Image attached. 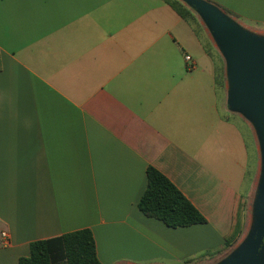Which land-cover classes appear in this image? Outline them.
<instances>
[{"label":"crops","instance_id":"crops-1","mask_svg":"<svg viewBox=\"0 0 264 264\" xmlns=\"http://www.w3.org/2000/svg\"><path fill=\"white\" fill-rule=\"evenodd\" d=\"M209 1L264 34V0ZM195 17L165 0H0V264L83 228L103 264H188L223 246L257 144ZM149 166L207 222L146 216Z\"/></svg>","mask_w":264,"mask_h":264},{"label":"water","instance_id":"water-1","mask_svg":"<svg viewBox=\"0 0 264 264\" xmlns=\"http://www.w3.org/2000/svg\"><path fill=\"white\" fill-rule=\"evenodd\" d=\"M208 27L226 63L227 106L254 126L261 174L247 237L218 264H264V34L252 31L209 0H182Z\"/></svg>","mask_w":264,"mask_h":264},{"label":"trees","instance_id":"trees-1","mask_svg":"<svg viewBox=\"0 0 264 264\" xmlns=\"http://www.w3.org/2000/svg\"><path fill=\"white\" fill-rule=\"evenodd\" d=\"M182 17L196 21L194 12L180 0H165ZM228 13V12H227ZM147 187L138 206L149 217L157 218L166 225L177 228L206 223L207 218L163 173L153 166L147 169ZM247 210V198L237 194L232 222L222 247L208 250L204 255H215L233 246L243 233ZM18 264H103L98 257L94 234L83 228L59 236L35 240L30 252L21 256Z\"/></svg>","mask_w":264,"mask_h":264},{"label":"rangeland","instance_id":"rangeland-1","mask_svg":"<svg viewBox=\"0 0 264 264\" xmlns=\"http://www.w3.org/2000/svg\"><path fill=\"white\" fill-rule=\"evenodd\" d=\"M180 1H182V0H180ZM192 10H193L194 14L202 21V19L200 18V15L194 9H192ZM204 26H205V24H204ZM208 36L212 37L211 32L209 30H208ZM249 124L252 128V131H253L255 137H256V144H257V164H256V170H255V177H254L256 184L253 185V188H251V191L247 194V197H246L247 198V210H246L245 226H244L243 233L241 234L239 239L233 244L232 247H230L226 250H223L219 253H216L215 255H210V256L209 255L202 256L207 251L202 252L201 254H199L202 257L198 256V258H193V259H191L190 262H188V264H218L222 259H224L226 256H228L233 251V249L247 237V235L249 233L250 226H251V223L253 221L255 198H256V194H257L259 177L261 174V156H260V149H259V141H258L257 134L254 131L255 130L254 126L252 125L251 122H249Z\"/></svg>","mask_w":264,"mask_h":264},{"label":"built area","instance_id":"built-area-1","mask_svg":"<svg viewBox=\"0 0 264 264\" xmlns=\"http://www.w3.org/2000/svg\"><path fill=\"white\" fill-rule=\"evenodd\" d=\"M185 58H186L187 61H189L191 59L190 55H186ZM3 235L5 236L6 232H3Z\"/></svg>","mask_w":264,"mask_h":264}]
</instances>
